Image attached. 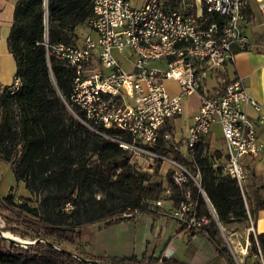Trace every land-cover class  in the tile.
I'll use <instances>...</instances> for the list:
<instances>
[{"label": "built area", "instance_id": "obj_1", "mask_svg": "<svg viewBox=\"0 0 264 264\" xmlns=\"http://www.w3.org/2000/svg\"><path fill=\"white\" fill-rule=\"evenodd\" d=\"M253 3L264 24V0ZM91 6L85 24L88 33L75 45L46 46L48 54L75 74L66 109L90 131L116 144L141 172L153 174L157 163L160 169L167 164L164 176L171 172V182L181 196L178 207L172 205L170 218L180 228L206 234L212 221L220 224L201 188L200 171L197 168L193 175L175 154L194 161L195 147L203 139L210 140L211 128L218 126L223 150L216 156L209 148L208 155H215L212 169H220L244 193L248 178L244 158H253L264 148L258 134L259 128L264 131V104L255 101L243 79L231 76L229 69L237 53L251 49L243 32L251 1L144 0L136 6L132 0H91ZM210 15L224 21L210 22ZM167 82L177 85L176 94ZM19 87L20 81L13 78L10 94ZM193 95L198 107L183 134L175 122L183 115L184 100ZM248 108L258 113L255 120ZM190 184L197 188L195 200ZM163 196L169 201L166 187ZM199 196L211 218L199 216ZM163 201L155 206L161 207ZM71 209L66 205L65 211ZM138 215L134 211L122 217ZM246 221L249 241L240 252L249 255L254 244L250 264H264L248 212ZM171 258L168 251L157 261L162 264Z\"/></svg>", "mask_w": 264, "mask_h": 264}, {"label": "trees", "instance_id": "obj_2", "mask_svg": "<svg viewBox=\"0 0 264 264\" xmlns=\"http://www.w3.org/2000/svg\"><path fill=\"white\" fill-rule=\"evenodd\" d=\"M91 14V0L15 3L7 49L14 59V79L20 81V87L13 94L10 86L0 91V160L10 165L16 183H22L39 199L32 206L28 198L16 201L11 192L0 198V218L5 223L0 229V264H158L145 256L95 257L78 245L82 227L134 219L122 217L128 212L152 213L165 192L161 183L151 179L157 176L159 163L153 175L141 172L130 165L127 154L116 144L90 131L66 109L75 74L63 61L48 54L46 46L75 45L77 29L85 26ZM209 20L218 24L224 21L217 15H210ZM209 148V140L203 139L195 147L194 161L179 154L175 159L185 163L193 175L198 168L201 188L221 225L245 221L246 191L242 194L234 180L220 169H212L215 155H208ZM155 151L166 154L160 148ZM170 176L168 172L166 188L176 208L181 196ZM190 189L195 200L197 188L190 184ZM97 194L103 198L96 199ZM68 204L72 209L65 211ZM198 204L199 216L211 218L201 196ZM260 207L264 205L255 210ZM254 213L250 210L252 217ZM6 232L13 238L5 237ZM206 235L222 256L224 249L216 239L213 221ZM257 240L264 258V233L258 234ZM252 249L256 250L254 244ZM162 264L179 263L165 260Z\"/></svg>", "mask_w": 264, "mask_h": 264}, {"label": "crops", "instance_id": "obj_3", "mask_svg": "<svg viewBox=\"0 0 264 264\" xmlns=\"http://www.w3.org/2000/svg\"><path fill=\"white\" fill-rule=\"evenodd\" d=\"M16 1L0 0V91L12 85L16 70L14 59L7 49V38L12 26ZM254 23L261 24L255 25ZM263 26L256 5L254 4L253 7L251 4V10L243 24V32L250 41L251 49L237 53L234 65L229 69L231 76H239L243 79L249 95L261 104H264V31L261 29ZM247 113L252 120L258 116V113L250 108L247 109ZM190 121L191 118L188 119L186 126L179 127V129L187 127ZM258 134L264 145V131L261 128L258 129ZM210 150L218 156V150H223V148L215 149V151L210 148ZM243 163L248 174L245 191L250 209L255 212L253 215L255 231L257 235L263 234L264 207L257 208V211L255 207L260 204L264 205V148L255 157L244 158ZM167 202V204L163 202L162 206L152 213L139 214L134 219L143 217V221L130 229H128L130 220L115 224L118 228H114L118 231L115 232L114 239H121L119 243L114 239L108 245L100 242L112 234L110 230L114 226L100 222L99 227L95 229L96 236L92 238L95 242L82 235L81 240L84 241L82 246L85 252L104 258L124 259L145 256L157 260L171 251L170 260L179 264H227L224 257L217 252L216 245L209 240L206 234L193 231L180 232L183 228H180L178 223L170 218L172 203ZM96 225L97 223L88 225V228ZM102 232L103 235H99ZM154 234L159 235L157 241L153 237ZM128 249H130L131 256L127 257Z\"/></svg>", "mask_w": 264, "mask_h": 264}, {"label": "rangeland", "instance_id": "obj_4", "mask_svg": "<svg viewBox=\"0 0 264 264\" xmlns=\"http://www.w3.org/2000/svg\"><path fill=\"white\" fill-rule=\"evenodd\" d=\"M143 1L144 0H132V3L133 5L140 6L143 3ZM250 1H251L252 6L254 7L253 0H250ZM258 24H261V23H256L255 25H258ZM261 29L264 31V26ZM86 33H88V31L84 25L80 26L77 29V35L79 38H82ZM166 86L169 89V91H171L173 94H176L178 92V88L175 84L171 82H167ZM197 107H198L197 96L193 95L191 97L186 98L184 100L183 115L180 120L175 122V125L177 127L186 126L188 124V119L191 118L196 113ZM211 130H212V135L210 136V142H211L210 148L212 149V151H215V149H222L223 144L221 141V135H220V130L218 126L214 125L211 128ZM185 131H186L185 128H183L182 133L184 134ZM210 153H211V150H210ZM168 167L169 166L167 164L163 165L162 168L159 170L157 176H154L151 178L152 181L161 183L164 187H166V178L164 176V171ZM149 175H153V174H149ZM10 192L14 195L16 201H20V199H24V198L30 199L29 203L32 206H35L39 199L37 195L30 194L28 191H26L22 183H16L14 176L12 174V171H11L10 165L4 162L3 160H0V198L6 197ZM102 198L103 196L101 194L96 195V199H102ZM161 199L164 201L166 200L164 196H162ZM165 203L167 204L168 202L165 201ZM245 206H246L247 212L250 214L251 209L249 205V199L247 196V192H245ZM156 209H158V207L154 208L152 212H154ZM143 219H144L143 217H140V218L130 220L131 223L128 224L129 226V227L127 226L128 229L132 228L133 226L139 225L143 221ZM99 223L100 222H97V225L94 226L93 228H88V225L82 227L80 230L81 234L85 236V238L88 237L90 238L92 242H95L93 241L94 239L92 238L96 236L95 229L99 227L98 225ZM118 223L119 222L112 223L114 225L110 230L112 234L107 236V239L104 238L103 241H100L102 244L108 245L113 242L112 240L115 237V232L118 231L117 230L118 227L115 226V224H118ZM4 227H5V223L0 218V229H3ZM114 227H117V228H114ZM216 231H217L216 239L220 243L221 247L224 249L222 252V256L224 257L227 264H250L251 263V253L254 250L251 248L250 254L246 256H243L240 252L241 247L244 246L245 242L249 241V234L247 233V221L246 220L233 222L225 226L221 224L220 226L216 225ZM4 235L5 237L13 238L7 232L4 233ZM99 235L102 236L103 232ZM153 237H155L157 241V239L159 238V235L154 234ZM15 239L18 241H21L18 238H15ZM114 241L119 243L121 239H114ZM22 242L27 243L30 241L25 240ZM83 244H84L83 240L79 241L78 243V245H83ZM64 247L69 250H73V248L68 245H64ZM130 254H131L130 249H128L126 256L127 257L131 256Z\"/></svg>", "mask_w": 264, "mask_h": 264}, {"label": "water", "instance_id": "obj_5", "mask_svg": "<svg viewBox=\"0 0 264 264\" xmlns=\"http://www.w3.org/2000/svg\"><path fill=\"white\" fill-rule=\"evenodd\" d=\"M141 162H139V164H140ZM5 236V235H4ZM9 238V237H8ZM15 241H17L16 239H14ZM26 244V243H25Z\"/></svg>", "mask_w": 264, "mask_h": 264}]
</instances>
